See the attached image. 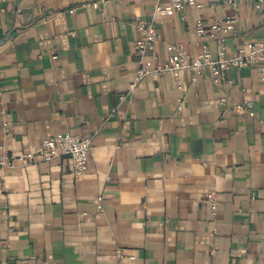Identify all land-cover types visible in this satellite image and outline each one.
I'll return each mask as SVG.
<instances>
[{"label":"crops","instance_id":"1","mask_svg":"<svg viewBox=\"0 0 264 264\" xmlns=\"http://www.w3.org/2000/svg\"><path fill=\"white\" fill-rule=\"evenodd\" d=\"M102 1L0 0V156L59 133L92 138L80 180L65 159L0 167V264H264L261 72L165 74L129 94L135 23L168 1ZM197 3L155 21L156 63L169 45L216 58L198 19L236 21L219 35L230 57L264 41V10L247 0ZM244 101L253 116L233 110Z\"/></svg>","mask_w":264,"mask_h":264},{"label":"built area","instance_id":"2","mask_svg":"<svg viewBox=\"0 0 264 264\" xmlns=\"http://www.w3.org/2000/svg\"><path fill=\"white\" fill-rule=\"evenodd\" d=\"M168 4L162 6L156 4L152 20L139 19L135 28L139 35L135 43V53L140 57L139 68L136 78L130 85L129 94L134 92L137 85L145 78L159 79L165 74H171L179 84L181 74L186 72L195 82L204 70L209 69L213 82L218 84L232 69L255 68L262 74L264 80V41L256 42L248 47H239L237 53L230 57L227 54L225 40L220 34L235 33L236 21L232 18H221L212 25L206 27L202 19L196 22V33L199 37L215 39L217 41V56L213 58L209 47L204 45L201 54L196 58H189L182 46L169 45L167 47L170 57L165 64H158L155 57L151 56L153 45L159 39L158 30L155 25L157 19L169 16L174 12H183L187 8H199L197 0H167ZM230 7H236L238 0H220ZM255 10H264V0H247ZM102 0H92V5L99 8ZM124 97L121 98L123 100ZM222 104L227 100L222 99ZM233 110L244 112L253 116L252 103L244 101L236 105ZM92 147V138L72 135L70 133H59L41 140L38 148L27 150L18 157L0 156V167H7L15 161L23 165L51 162L53 160L65 159L72 166V175L75 180H80L88 167V159ZM210 205L217 206L213 199H208ZM98 214L103 213L101 204L97 205Z\"/></svg>","mask_w":264,"mask_h":264}]
</instances>
